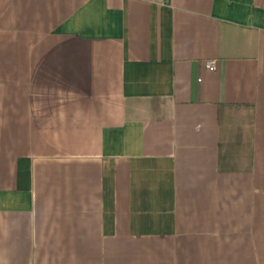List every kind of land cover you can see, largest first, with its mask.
<instances>
[{"label":"crops","instance_id":"crops-1","mask_svg":"<svg viewBox=\"0 0 264 264\" xmlns=\"http://www.w3.org/2000/svg\"><path fill=\"white\" fill-rule=\"evenodd\" d=\"M0 264H264V0H0Z\"/></svg>","mask_w":264,"mask_h":264},{"label":"built area","instance_id":"built-area-1","mask_svg":"<svg viewBox=\"0 0 264 264\" xmlns=\"http://www.w3.org/2000/svg\"><path fill=\"white\" fill-rule=\"evenodd\" d=\"M157 4H159L160 6H164L167 2V0H156ZM207 68L212 71L215 72L218 70V63L217 61H209L207 63Z\"/></svg>","mask_w":264,"mask_h":264}]
</instances>
